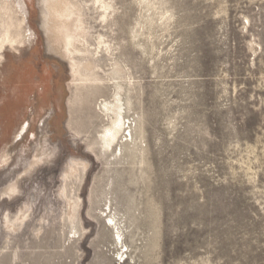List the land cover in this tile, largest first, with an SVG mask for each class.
I'll return each mask as SVG.
<instances>
[{
	"label": "rangeland",
	"instance_id": "1",
	"mask_svg": "<svg viewBox=\"0 0 264 264\" xmlns=\"http://www.w3.org/2000/svg\"><path fill=\"white\" fill-rule=\"evenodd\" d=\"M0 264H264V0H0Z\"/></svg>",
	"mask_w": 264,
	"mask_h": 264
},
{
	"label": "bare ground",
	"instance_id": "2",
	"mask_svg": "<svg viewBox=\"0 0 264 264\" xmlns=\"http://www.w3.org/2000/svg\"><path fill=\"white\" fill-rule=\"evenodd\" d=\"M122 122L120 119H117L114 122V127L112 130L109 131L112 140H116L118 138V136L120 135L121 131H122Z\"/></svg>",
	"mask_w": 264,
	"mask_h": 264
}]
</instances>
